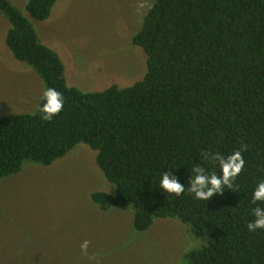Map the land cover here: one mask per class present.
Segmentation results:
<instances>
[{
    "label": "trees",
    "instance_id": "trees-1",
    "mask_svg": "<svg viewBox=\"0 0 264 264\" xmlns=\"http://www.w3.org/2000/svg\"><path fill=\"white\" fill-rule=\"evenodd\" d=\"M56 1L27 0L25 9L43 21ZM0 12L14 57L64 97L50 122L37 110L0 117V179L26 161L49 166L84 143L115 186L91 193L102 210L132 208L136 231L155 218L187 225L199 246L182 254L183 264H264V229L246 227L252 209L264 208L252 203L264 181V0H155L131 39L146 55L142 78L100 91L68 85L62 59L28 18L9 0ZM241 144L245 166L232 189L209 201L187 191L195 166L220 174L205 153L227 156ZM167 171L185 186L181 196L160 188Z\"/></svg>",
    "mask_w": 264,
    "mask_h": 264
},
{
    "label": "rangeland",
    "instance_id": "rangeland-1",
    "mask_svg": "<svg viewBox=\"0 0 264 264\" xmlns=\"http://www.w3.org/2000/svg\"><path fill=\"white\" fill-rule=\"evenodd\" d=\"M9 1L59 54L68 85L100 91L129 86L145 73L146 55L131 39L155 0H57L43 21L28 15L27 0ZM9 27L0 12V117L35 112L45 90L7 46ZM94 191L113 194L115 186L84 143L49 166L26 161L1 178L0 264H183L182 254L199 246L176 218H155L136 231L132 208L102 210Z\"/></svg>",
    "mask_w": 264,
    "mask_h": 264
},
{
    "label": "clouds",
    "instance_id": "clouds-1",
    "mask_svg": "<svg viewBox=\"0 0 264 264\" xmlns=\"http://www.w3.org/2000/svg\"><path fill=\"white\" fill-rule=\"evenodd\" d=\"M43 103L38 107L40 119L51 121L58 115L64 107V97L61 92L55 88H46L42 93ZM36 113L34 112L33 115ZM247 150V146L241 144L240 148L227 156L218 153L207 154L205 158L215 161L219 165L220 174L216 172L207 173L203 167L195 166L192 171L195 175L191 178L187 191L192 193L195 198L203 201H209L215 194H221L227 189L233 188L236 177L244 170L245 160L242 153ZM160 188L168 193L179 197L185 192L183 186L172 174L171 171L162 172L159 181ZM264 202V181L259 182L252 194V203ZM254 219L247 223L249 232H255L258 229H264V208L259 206L252 209ZM90 242L84 240L80 244L82 254H87Z\"/></svg>",
    "mask_w": 264,
    "mask_h": 264
}]
</instances>
